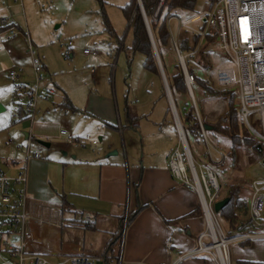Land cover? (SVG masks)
Here are the masks:
<instances>
[{
    "label": "crops",
    "instance_id": "crops-1",
    "mask_svg": "<svg viewBox=\"0 0 264 264\" xmlns=\"http://www.w3.org/2000/svg\"><path fill=\"white\" fill-rule=\"evenodd\" d=\"M1 2L0 19H8L20 32L7 43H3L4 32L0 33V43L12 50L11 54L0 52V114L11 111L14 119L10 124L11 117L9 121L7 114L0 117V137L6 146L1 155L9 162L8 172L11 158H20L15 160L19 165L12 167L11 177L24 166L28 145L32 153L40 155L39 159L30 158L25 166L28 197L59 206L65 223L61 228L31 222L30 251L58 264H69V258L80 255L97 256L101 259L98 264H214L208 257L191 255L198 249V239L206 231L204 227L207 228L199 195L172 175L167 157L156 160L151 153L147 161L145 154L140 160L142 131L134 127L135 118H140L135 117L127 96H123L122 120L116 96L98 94V70L92 66L98 65L96 52L83 51L89 57H85L88 62L82 69L75 65L59 68L45 52L35 51L31 40L33 55L42 61L45 77L33 119L24 113L16 115L10 104L12 84L8 73L17 70L20 83L31 88L32 53L25 38L29 33L11 13L17 6L14 0ZM20 8L23 11L24 5ZM35 41L41 45L37 38ZM72 50L73 46L68 49ZM62 131H67L68 136H63ZM87 135L97 144L89 141L82 146L68 141ZM38 140L50 146H42ZM172 153L169 152V159ZM139 206H144L143 210L124 229L119 243L110 246L121 231L122 217ZM263 242L255 240L244 245L245 251L239 250L240 256L244 252L242 257L249 261L240 263L260 264ZM252 256L262 260H254Z\"/></svg>",
    "mask_w": 264,
    "mask_h": 264
},
{
    "label": "rangeland",
    "instance_id": "rangeland-1",
    "mask_svg": "<svg viewBox=\"0 0 264 264\" xmlns=\"http://www.w3.org/2000/svg\"><path fill=\"white\" fill-rule=\"evenodd\" d=\"M205 1L199 0L197 6L198 13L206 11ZM129 2L130 0H23L24 10L22 11V8L14 6L11 13L14 20L21 25L22 29L26 33H29L30 39L34 42L35 51L45 52L52 63L59 68L66 66L72 68L70 65H75L76 68L82 69L88 62L85 57H89L85 56L83 51L88 49L91 52H96L98 65L92 66L98 70V94L100 96L110 94L112 98L116 96L119 101L122 120L124 97L127 96L135 117L140 118L134 122L142 131L139 134L140 160L143 159L145 154L147 161L151 153H154L151 155L153 159L158 160L164 156L167 157V164H169V152L172 153L177 149L182 151L181 142H179L162 77L149 72L145 68V57L129 49L133 43V36L130 31L132 18L130 21L125 10ZM105 19L108 20L112 32L109 31ZM180 19L181 22H187L192 19V16L184 15ZM176 23L177 21L172 23L173 31H176ZM194 24H192V27L196 28ZM35 38L41 42V45L36 43ZM69 42L73 43V50L71 52L68 51L67 47H62V44H68ZM78 45L81 46L79 49ZM211 50V69L205 70L197 64H192V68L197 77L205 81H211L217 90H221V87L217 83V71L221 68L230 67V63L223 57L217 44L213 45ZM71 55L72 58H70ZM165 61L168 66V72L172 75L175 60L172 58L169 50L168 53L165 50ZM92 66L89 68L91 69ZM31 78H34L35 83V77L31 75ZM11 86L12 95L10 97V104L13 110L17 107V102L14 99L13 85ZM24 103H27L26 99ZM203 106L202 119L206 123H214L225 114L228 102L222 98H216L205 102ZM10 112L2 113L0 117H6L5 115L7 114L9 121L11 117L10 124H12L14 119L12 120ZM113 114H116V111L114 113V109ZM6 144L9 143L7 142ZM191 144L193 146V142ZM4 147H6L4 139L0 137V164L8 166L9 162H6L7 160L2 158L1 155L5 149ZM210 147L214 148V145L210 144ZM192 148L197 162L206 166L208 160L204 157V150L196 146ZM222 149L225 150V148ZM120 152L123 156L124 152L122 149H120ZM221 154L223 155V153ZM210 157L214 163H220V158L214 149L211 151ZM19 159V157L11 158V160ZM12 167L15 166L11 165L9 167L10 171L8 175L14 174ZM214 173L215 176L217 175L216 178L220 187L218 201L227 199L231 185H236L240 189L241 198H244L248 203L253 183L264 178V157L262 155L255 156L249 154L242 148L237 151L234 169L227 170L226 172L218 169ZM199 176L202 179L204 187L205 182L211 187V183L206 175L204 176V174L200 173ZM210 190L211 193H214L212 187ZM215 218L227 238L239 235L236 230L230 227L225 219L219 217L218 213H215ZM243 221L247 222L248 218H244ZM205 229L204 227V231ZM206 240L208 241L207 244L211 245L210 237H207ZM242 248L245 251L242 243H232L230 245L231 264H241L240 260L249 261L246 256L242 257L244 252L240 256L239 250ZM208 258L211 259V257ZM251 258L258 261L262 260L256 259L255 256ZM261 258H263V261L260 264H264V247L263 257L261 255ZM0 264L2 263L0 262ZM49 264H58V261L53 260Z\"/></svg>",
    "mask_w": 264,
    "mask_h": 264
},
{
    "label": "built area",
    "instance_id": "built-area-1",
    "mask_svg": "<svg viewBox=\"0 0 264 264\" xmlns=\"http://www.w3.org/2000/svg\"><path fill=\"white\" fill-rule=\"evenodd\" d=\"M206 11L192 18L187 22H180L177 19V29L172 30L173 39L176 42L180 29H188L196 32L202 37L206 34L217 36L218 45L222 55L230 63V67L221 68L217 71V83L224 89H237L239 96V114L244 121L251 135L260 143L263 150L264 144V0H218L212 5L210 0H206ZM14 4L23 7V0H14ZM2 2L0 0V7ZM10 9L9 6H6ZM158 13H156L157 15ZM204 21L206 28L200 31L192 27V24ZM12 23L6 19H0V27L10 26ZM3 43L14 39L19 31L13 27L8 28L3 33ZM28 51L32 53V68L35 77L34 85L26 87L20 83V76L17 70H11L8 78L13 85L14 99L17 107L14 108L16 115L24 113V116L33 119L37 109V99L39 98L41 84L44 80V66L42 61L33 54V45L29 35L25 36ZM73 46L72 42L62 44L68 49ZM5 50L8 54L12 50L0 43V52ZM90 53L89 50L85 51ZM181 58V56H180ZM183 58V57H182ZM184 59V58H183ZM187 86L193 83V77L187 74ZM27 103H24V100ZM198 118L201 130L206 140L208 150L214 149L220 161L223 155L215 148H211L206 135V126L200 115ZM180 150H175L169 160V167L172 175L183 184L193 187L198 195L204 198L205 204L202 209L207 221L206 231L198 239V249L191 253L197 257H211L215 264H231L230 245L232 243H243L247 241L264 240V178L257 180L251 187V197L248 202L249 218L253 225V233L237 235L227 238L218 227V237L220 247H215L214 238L208 236V219L206 208H210L215 215L214 205L219 200L220 187L213 184V179L217 180L215 174L199 166V172L195 171L189 160V154L182 139V133L178 128ZM63 136H68L67 131H62ZM70 144H80L84 146L91 141L96 145L97 141L92 140L87 135L83 138H69ZM262 152V151H261ZM264 152V151H263ZM262 152V153H263ZM192 154V153H191ZM24 166L20 172L11 177L8 172H3L0 168V262L2 264H49L45 255L33 253L29 249L31 233L29 224L35 222L40 225L64 227L62 209L52 203L31 200L27 193L26 167L30 158L39 159L40 155L32 153L30 146L25 149ZM194 160V158H193ZM11 165L18 166L15 160ZM200 173L208 177L211 187L205 182L203 185ZM203 176V177H204ZM204 180V179H203ZM205 181V180H204ZM199 187L201 191H199ZM207 237H210V244H207ZM101 259L97 256H72L69 264H98Z\"/></svg>",
    "mask_w": 264,
    "mask_h": 264
},
{
    "label": "trees",
    "instance_id": "trees-1",
    "mask_svg": "<svg viewBox=\"0 0 264 264\" xmlns=\"http://www.w3.org/2000/svg\"><path fill=\"white\" fill-rule=\"evenodd\" d=\"M210 1L212 5H215L218 2V0ZM161 2L162 5L160 11L158 15H156ZM198 2L199 0H142L173 99L185 131L188 145L196 163V168L198 170V167L201 166L213 173L218 169H221L222 172H226L227 170L235 168L237 151L240 149L244 148L247 153L255 156L262 155V157H264V153H262L259 149L260 143L251 135L239 114V96L237 89L217 90L211 81H205L197 77L192 68V64H197L205 70L211 69V47L216 44L218 45L217 36L206 34L202 37V35L191 30L180 29L176 42L173 39V22L177 20L181 22L180 17L184 15H191L192 18H194L202 14L197 12ZM125 10L130 21L132 18L130 31L132 32L133 43L129 49H131L134 53H140L145 57V68L149 72L157 76H161L144 18L137 6V0H130ZM105 22L109 31L112 32L107 19H105ZM195 24L194 26L196 29L200 31H204L206 28V22L204 21H200ZM13 27L18 26L12 23L10 26L0 27V33ZM165 50H167V53L169 50L172 54V58L175 60L172 75L168 72V66L165 61ZM180 56L184 58L187 72L194 79L191 84L194 101L189 93L186 76L180 63ZM216 98H222L227 101L228 108L225 114L214 123H206V121L201 117L204 110L203 105L205 102ZM198 114L206 126L205 130L207 139L211 142L209 143L214 145L215 149L223 153V160L220 161L219 164L214 163L210 157L208 146L206 145L201 130ZM130 119L133 120L132 117H130ZM135 120L137 119L135 118ZM134 127H136L135 124ZM191 142H193V146L204 150V157L208 160V164L206 166L197 162L196 157L193 154V146ZM222 148H225V150ZM227 199H229V202L218 214L219 217L225 219L229 223L230 227L233 230H236L239 235L246 234L253 230V225L249 218L248 203L244 198H241L238 186L231 185ZM143 208L144 206H139L138 210L135 212L122 217L121 231L114 236L113 240L109 244L110 246L114 247L117 243H119L124 229L136 219ZM244 218H248V221L244 222ZM242 244L250 245V241L243 242ZM110 250H112V247ZM241 264L252 263L241 262Z\"/></svg>",
    "mask_w": 264,
    "mask_h": 264
},
{
    "label": "water",
    "instance_id": "water-1",
    "mask_svg": "<svg viewBox=\"0 0 264 264\" xmlns=\"http://www.w3.org/2000/svg\"><path fill=\"white\" fill-rule=\"evenodd\" d=\"M161 5H162V2L160 4V7H159L157 13H159ZM137 6H138V8L140 9V11L142 13V16H143L144 21H145V25H146L148 33H149V37H150V40H151V43H152V47H153V51H154V54H155V57H156V60H157V63H158L160 74H161V77H162L164 85H165L166 96H167V99L169 101L170 109L172 111V115H173V119H174L176 130L178 131V128H179V130L181 131V133H182V135L184 137V142H185V145H186V148H187V151H188V154H189V158H190L189 160L191 161L192 167H193V169L195 171V163H194V160H193V156L191 154V151H190V148H189V145H188V141H187V138H186V135H185V131H184L180 116L178 114V111H177V108H176V105H175V102H174V99H173V95H172V92H171V89H170L166 74L164 72V68H163V65H162V62H161V58H160L159 52L157 50L155 40L153 38V34H152V31H151V28H150V25H149V22H148L144 7H143L142 0H137ZM180 63H181V66H182V68L184 70V73L187 74V68H186L184 59L182 57L180 58ZM188 89H189L190 96H191V98L194 101V95H193L191 86H188ZM37 142L40 145H42V146H46V147L50 146L49 143H47V142H45L43 140H38ZM259 149L262 151V148H259ZM0 168L3 170V172H5V173L8 172L7 165L0 164ZM199 197H200V201H201V206H203V204H205V201L203 200L204 199L203 195L202 196L199 195ZM228 202H229V199H224L222 201H218L214 205L215 213L219 214L221 212V210L226 206V204Z\"/></svg>",
    "mask_w": 264,
    "mask_h": 264
},
{
    "label": "bare ground",
    "instance_id": "bare-ground-1",
    "mask_svg": "<svg viewBox=\"0 0 264 264\" xmlns=\"http://www.w3.org/2000/svg\"><path fill=\"white\" fill-rule=\"evenodd\" d=\"M182 139L184 140L183 135H182ZM213 184L217 186V180L213 179ZM199 191H201L200 187H199ZM206 217L208 219V234H209L208 236H210L211 238H214L215 245L213 247L217 248L218 251H220L219 250L220 243H219V237H218V232H217L219 223L217 222L215 215L210 208H206Z\"/></svg>",
    "mask_w": 264,
    "mask_h": 264
}]
</instances>
